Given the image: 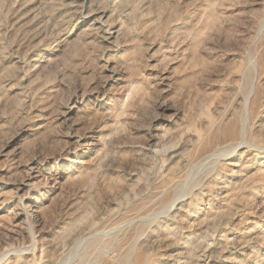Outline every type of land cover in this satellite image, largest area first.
<instances>
[{
    "label": "rangeland",
    "instance_id": "1",
    "mask_svg": "<svg viewBox=\"0 0 264 264\" xmlns=\"http://www.w3.org/2000/svg\"><path fill=\"white\" fill-rule=\"evenodd\" d=\"M0 264H264V0H0Z\"/></svg>",
    "mask_w": 264,
    "mask_h": 264
}]
</instances>
